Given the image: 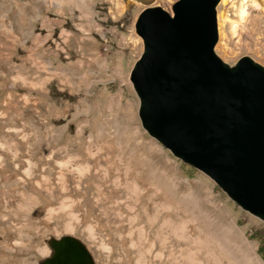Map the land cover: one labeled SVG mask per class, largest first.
<instances>
[{
    "label": "rangeland",
    "instance_id": "rangeland-1",
    "mask_svg": "<svg viewBox=\"0 0 264 264\" xmlns=\"http://www.w3.org/2000/svg\"><path fill=\"white\" fill-rule=\"evenodd\" d=\"M174 1L154 5L169 11ZM141 9L127 0H0V264H37L48 255L44 240L61 235L80 239L96 264H170L155 258L142 221L150 166L175 174L179 192L200 194L211 219L229 222L237 245L251 248V264H264V224L139 125L128 74L141 53L133 32ZM216 27L222 62L248 57L264 67V0H220ZM176 208L172 222L194 239L197 222ZM174 245L183 264L184 238Z\"/></svg>",
    "mask_w": 264,
    "mask_h": 264
},
{
    "label": "water",
    "instance_id": "water-1",
    "mask_svg": "<svg viewBox=\"0 0 264 264\" xmlns=\"http://www.w3.org/2000/svg\"><path fill=\"white\" fill-rule=\"evenodd\" d=\"M141 53L128 74L145 134L264 224V67L214 53L220 0H127ZM37 264H96L77 237L49 236Z\"/></svg>",
    "mask_w": 264,
    "mask_h": 264
},
{
    "label": "bare ground",
    "instance_id": "bare-ground-1",
    "mask_svg": "<svg viewBox=\"0 0 264 264\" xmlns=\"http://www.w3.org/2000/svg\"><path fill=\"white\" fill-rule=\"evenodd\" d=\"M225 2L226 0H223V4ZM246 9L247 6L242 3L238 11L240 21L245 19ZM219 19H222L221 15H219ZM149 169L150 171L147 173L149 182L141 187L144 190L149 189L150 197H146L148 199L146 204L142 203L143 207L140 208L144 212L143 225L145 228L147 226L150 236L153 237V246L159 247L156 259L161 260L162 258L163 262L176 264L174 241L184 238L186 249L183 251L185 257L183 264H200L201 262L195 261L197 256H202L203 264H219V261H224L226 264H251L249 257L251 248L245 243L242 246L237 245L239 236L228 224L229 222L219 216L211 219L213 208L203 202L200 194L196 195L192 191L179 192L178 187L172 182V177L174 178L175 174H163L154 170L155 168L151 169V166ZM130 188L132 191H139V187L135 184H131ZM176 207L179 209V212H176L181 216L185 215L188 222H197L199 234L194 239L186 235V228L183 227V224L177 226L172 222L171 215ZM163 212L168 215V218L166 217L160 222ZM194 212L197 217L192 215ZM188 216L190 217L188 218ZM140 228L143 229V227ZM234 254L238 256V259L233 256Z\"/></svg>",
    "mask_w": 264,
    "mask_h": 264
},
{
    "label": "trees",
    "instance_id": "trees-1",
    "mask_svg": "<svg viewBox=\"0 0 264 264\" xmlns=\"http://www.w3.org/2000/svg\"><path fill=\"white\" fill-rule=\"evenodd\" d=\"M259 253H261L260 251H258Z\"/></svg>",
    "mask_w": 264,
    "mask_h": 264
}]
</instances>
